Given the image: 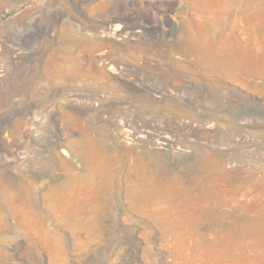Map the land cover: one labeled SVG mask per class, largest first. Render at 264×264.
<instances>
[{
  "label": "rangeland",
  "instance_id": "rangeland-1",
  "mask_svg": "<svg viewBox=\"0 0 264 264\" xmlns=\"http://www.w3.org/2000/svg\"><path fill=\"white\" fill-rule=\"evenodd\" d=\"M0 64V264H264V0H0Z\"/></svg>",
  "mask_w": 264,
  "mask_h": 264
},
{
  "label": "bare ground",
  "instance_id": "bare-ground-1",
  "mask_svg": "<svg viewBox=\"0 0 264 264\" xmlns=\"http://www.w3.org/2000/svg\"><path fill=\"white\" fill-rule=\"evenodd\" d=\"M144 18L148 22H152L154 20V18H152V16L150 14L144 15ZM116 21H117V18L116 17H112L110 19V23L111 22H116ZM139 32L140 31H138V32H132L131 34L135 37V36H137L139 34ZM103 33H101V35ZM125 34H128L127 31L126 32H123V30H121L120 28H117L115 26L114 28H112L109 31L108 36L109 37H112L113 39H118L119 41H124L128 37V35L126 36ZM62 38H63V42L64 41L66 42L68 40H71L70 39L71 37H70L69 32L67 30H64L63 35H62ZM104 50L105 49H103L102 51L101 50H97V51H94V52H88V53H86L84 55L83 59L86 62V66L91 71V73H94V74H97V75H107V72H108V73L114 75L115 77H119L120 79H126L127 80V83L128 84H131V81H136V79L129 77V75H127L128 72H131V71H134L135 70L137 72V74H138L140 70L144 69L147 66H154V65L157 66V64L155 63L153 57L149 56L148 54L141 53L138 56H133L132 55V58L131 59H132L133 63H130V62H121L120 61V58H118L115 55H114L115 56L114 58L110 59L108 57V55L106 54V52H105L106 50L105 51ZM63 66L64 65H62V68L60 67L61 72L63 74H65V75H68L70 70H68L67 68H65V66L64 67ZM103 77H105V76H103ZM146 139H147V136L146 135H141V136H138V138H137V140L140 143L146 142ZM167 142H168V137L167 136H164V137H161L160 140H158L154 144H155L156 149L157 150H160V149L163 148L161 145H167L168 144ZM184 152H185L184 150L181 151V153H184ZM218 167H219V165H217V168ZM224 171H226V170H221L220 172L222 174H224ZM195 209L197 211H201V210H198V209H200L198 207H196ZM259 214H260L259 216H262V218H264V210L261 209L259 211ZM262 218L260 217V218L257 219V221L252 222V223H248V224H252L253 226L254 225H257L258 222H261L263 220Z\"/></svg>",
  "mask_w": 264,
  "mask_h": 264
},
{
  "label": "built area",
  "instance_id": "built-area-1",
  "mask_svg": "<svg viewBox=\"0 0 264 264\" xmlns=\"http://www.w3.org/2000/svg\"><path fill=\"white\" fill-rule=\"evenodd\" d=\"M3 72H4V69H3V67H2L1 64H0V75H1Z\"/></svg>",
  "mask_w": 264,
  "mask_h": 264
}]
</instances>
